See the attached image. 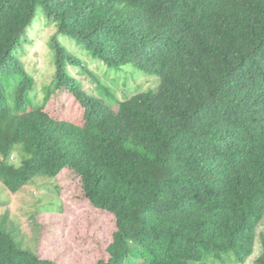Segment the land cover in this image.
Returning a JSON list of instances; mask_svg holds the SVG:
<instances>
[{"label":"trees","instance_id":"16d2710c","mask_svg":"<svg viewBox=\"0 0 264 264\" xmlns=\"http://www.w3.org/2000/svg\"><path fill=\"white\" fill-rule=\"evenodd\" d=\"M37 7L94 58L158 87L114 112L53 37L45 103L65 89L84 124L50 117L14 55ZM16 144L18 167L4 160ZM0 154L10 192L65 168L79 176L90 205L115 219L100 264H209L230 252L243 264L264 217V0H0ZM0 264L56 263L0 229Z\"/></svg>","mask_w":264,"mask_h":264},{"label":"rangeland","instance_id":"374dc122","mask_svg":"<svg viewBox=\"0 0 264 264\" xmlns=\"http://www.w3.org/2000/svg\"><path fill=\"white\" fill-rule=\"evenodd\" d=\"M57 41L78 63L69 68L81 80L83 88L114 112L118 102L136 93L154 91L158 78L132 65L109 67L94 58L81 44L58 34L57 26L37 7L30 25L22 32L14 51L25 72L34 81L33 98L50 117L83 126V109L65 89L50 95L47 89L54 80V51ZM33 104V107H36ZM21 144L12 147L6 160L15 167L25 159ZM0 229L10 233L20 247L39 258L56 264H100L107 262V246L116 232L115 219L105 210L90 205L84 197L79 176L65 168L55 177L35 176L16 192L8 191L0 177ZM264 217L257 229L252 255L243 264L256 262L262 253ZM209 264H239L235 256L221 254Z\"/></svg>","mask_w":264,"mask_h":264}]
</instances>
